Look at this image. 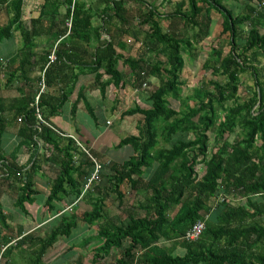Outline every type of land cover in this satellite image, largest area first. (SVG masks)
<instances>
[{"label": "trees", "instance_id": "trees-1", "mask_svg": "<svg viewBox=\"0 0 264 264\" xmlns=\"http://www.w3.org/2000/svg\"><path fill=\"white\" fill-rule=\"evenodd\" d=\"M108 1L115 8L117 2ZM226 1L169 0L175 4V12L169 17L181 19L192 35L165 32L157 7L139 1L147 7L140 26H151L136 34L137 38L145 37L142 54L146 57L153 51L164 59L150 65L144 57L125 59L118 54L112 33H108L111 41L95 46L93 41L100 42L103 32L93 28L90 9L78 0H45L39 18L31 21V30L23 25V0H0V17H8L5 23L0 18V45L11 40L15 32H21L23 42L7 65L0 57V76H7L10 85L25 80L37 64L32 63L36 57L35 40L46 35L47 26L53 41L62 40L53 50L55 62H50L51 50L40 59L45 92L39 91L40 76L31 92L23 91V87L19 101L11 109L14 119L21 120L19 135L23 141L10 156L3 147L10 121L0 98V199L5 192L16 196L15 208L30 216L27 205L35 204L37 176L48 165L57 167L58 176L51 181L44 213L59 214L61 206L72 209L62 215L59 225L45 238L23 237L15 241L16 248L30 244L34 264L42 263L57 241L70 237L80 225L95 227L102 243L95 249L92 264H264V82L253 65L260 63L264 55V0H243L245 7H240L238 15L225 5ZM120 2L123 6V0ZM187 6L189 11L184 13ZM62 7L67 11L60 17ZM214 11L221 16L220 37L228 36L230 51L225 54L223 46L211 49L204 68L225 80L204 79L192 95L183 97L181 75L188 67L187 57L196 59L197 46L212 37ZM120 19L123 21L121 16ZM69 21L71 35L63 39ZM59 26L61 30L54 33V27ZM91 50L95 52L88 67L96 75L95 85L100 87L103 98L111 83L125 87L121 85L124 75L118 69L120 62L131 69L136 90H142L144 83L149 85L151 78H157L159 86L150 93L147 108L137 105L122 115V120L136 118V134L125 137L117 149L131 147L133 155L121 165L102 163L100 183L105 181L107 186L96 184L85 191V182L94 170L92 160L72 137L43 124L38 126L37 113L45 121L60 114L62 106L58 107L63 100L55 90L62 91L63 68H69L68 63L84 67L87 60L83 56ZM247 73L253 76L258 91L247 101L227 108L226 103L238 99L240 76ZM108 77L110 82H101ZM170 98L180 103V110L170 106ZM81 104L97 123L84 91L79 92L78 106ZM78 106H74V112ZM219 108L225 116L219 115ZM211 132L216 146L212 153ZM199 165L204 166L202 175L197 171ZM127 187L135 193L136 203L124 209ZM112 197L124 212L112 216ZM82 202L91 211H77L74 205ZM175 207L177 212L171 218ZM11 219L12 214L0 201V251L6 247L1 264L16 249L12 237L6 236L12 234ZM200 221L206 224L202 237L194 243L186 242L185 234ZM23 234V229L16 233L19 237ZM92 240L86 239L81 247L90 246ZM166 242L174 246H161ZM178 248L184 250L181 256L175 254ZM82 261L79 259L80 264Z\"/></svg>", "mask_w": 264, "mask_h": 264}, {"label": "crops", "instance_id": "crops-1", "mask_svg": "<svg viewBox=\"0 0 264 264\" xmlns=\"http://www.w3.org/2000/svg\"><path fill=\"white\" fill-rule=\"evenodd\" d=\"M44 1L45 0H23V25L25 29L31 30V21L33 19L39 18L41 14V7ZM75 1L76 0H74V3ZM115 1L117 2L118 6L116 5L114 8L113 4L108 0H78V2L84 3L86 7L90 9L91 17L93 19V28L99 29L101 30V32H103L100 42L93 41V44H95V46H99L100 44H102V42L111 41V37L108 35V33H112L117 45L116 50L118 54L123 56L125 59L131 58L134 60H138L144 57L145 60H147V58L142 54V48L145 47L143 46L145 41H143L142 39L144 38L145 40V37L144 35H138V38L136 36L137 32L142 33L143 29L149 30L151 28L150 25L146 27L140 26L142 20V12L147 11L146 5L142 7V5L139 4V1L141 2V0H123V6L121 5V0ZM143 1L147 2L149 5H154L155 7L158 6V0ZM66 11V7H62L60 9V17L64 16L66 14ZM72 11H74V5L72 7ZM161 15L163 16V18L166 17V15L164 14ZM119 16L123 18V21H121V19L119 20ZM0 18L3 23L8 22V17ZM69 24H71V27H69ZM67 27L68 30L67 34L65 35L66 37L62 36L63 39H68L70 37L72 21L68 22ZM59 30H61L60 26L54 27L53 31L55 33ZM44 32L46 33L45 36H41L35 40L36 57L34 58L32 63L34 64L35 61H37V64L35 66H32L25 80L21 79V81H15L10 85L7 80V76H0V98L5 102L6 117L10 121L8 125V131L5 134L3 140V147L6 151V147L4 145L6 144V141H8L7 145L12 146L13 150L10 155L16 149H18L23 141V139L19 135L21 121L20 119H18L17 121L14 119L11 109L13 105L17 104V102L19 101V92L23 89V87V91L31 92L30 90L36 86V81L39 79V77L42 76V79H44V72L41 73L42 65L40 63V59L48 51L51 50L53 52L54 48H56L57 45H60L62 41L52 40L53 38L51 37L49 26L45 28ZM20 33L21 32H15V35L11 40L14 39L15 42H18L19 40L22 41ZM133 40L134 43H132ZM79 45H81V43H79ZM22 46L20 47L22 48ZM20 47L14 48L13 44L11 46H3V50L5 53H0V57L4 65H7L10 60L15 58V56L21 49ZM94 52L95 50H91V52L89 51L86 57H84L80 52L79 55L83 56V58L87 60L84 64V67L73 66L72 64L68 63L69 68H63V72L61 73L62 91L59 92L58 90H55L56 96L60 97V99L63 100V105L59 104L58 107L59 110V108L62 106L59 111L60 114L49 117L47 121L42 118L45 123L39 121L38 126L43 124L59 133L62 132L63 135H67L68 137H72L73 139L75 138V140H79V143L87 148L93 155V157H95L101 163H105L106 165H109L110 163L111 165H121L128 161L133 153L129 156L125 154L119 156L117 153H114L113 149L122 151V148L117 149L120 142L128 135L136 134V118L128 117L125 120H122V115L127 110L132 109L137 105H140L143 109L147 108L148 97L153 91L151 84L153 86L154 83L152 80L149 82L151 91L136 90L135 88H133L131 69L124 66L122 62H120L118 69L124 75V83H122L121 85H125V87L119 88V86H116L115 83H111L107 87L106 98H103L100 92V87L95 85L96 75L88 67L91 59V54H93ZM79 60L80 59H77V61ZM6 71L8 73V69H6ZM101 73L104 72L99 71V74ZM4 79L7 80V82L4 81ZM101 82H110L109 77L103 78ZM39 91L41 93V88ZM81 91H84L85 98L91 105L92 109L95 111L98 119L97 123H95L91 116L87 113L83 104L78 106V97L79 92ZM74 106H78V110L76 112H74ZM41 145L42 143L40 144V147ZM6 153L8 152L6 151ZM26 155L29 157L28 150L26 152ZM17 159L21 161L22 158L18 157ZM22 160L25 161L24 159ZM52 169L57 171V177V167L48 165H45L43 167L42 173L38 174L37 176L36 189L38 191V195H36L34 199L39 204L32 205V207L30 205H27V210L29 211L30 216L25 215L21 210L18 209L22 217H17L16 219L12 216L11 221H9L12 234L9 233L6 234V236H9L8 238L12 237L14 244L15 241L20 240L23 237H30L34 239L45 238L53 228L59 225L62 215L72 210H68V206H61V208L63 207L61 212L55 215L54 213L49 214L44 213L43 211L46 201L50 195V184L53 180L48 177V171ZM103 182L106 183L105 181ZM86 185L87 182H85V186ZM105 186H107V183ZM10 193L14 192L10 191ZM132 194L135 197V193ZM14 197L17 198L16 196H12V194H7L6 192L3 194V196H1L0 201L3 204L5 211H7L8 213H11L9 211L10 209L15 208L16 199ZM74 207H81V203L79 204V206L74 205ZM21 229H23L24 234L19 237L18 235H16V233ZM83 234L87 235V232L83 231ZM87 238L88 237H86L83 242ZM59 241H57L54 248L48 252L42 263L40 264H80L79 259H83V257L82 255L76 253L78 252L77 248L79 245L70 247L67 245L64 246V243L61 241V247H58ZM2 247L5 248V246ZM14 247L16 248V244L14 245ZM71 248H73L74 250H71ZM33 260L34 250L30 246V244H27L21 248H16L13 251L12 255H7L6 257H4L2 264H34Z\"/></svg>", "mask_w": 264, "mask_h": 264}, {"label": "rangeland", "instance_id": "rangeland-1", "mask_svg": "<svg viewBox=\"0 0 264 264\" xmlns=\"http://www.w3.org/2000/svg\"><path fill=\"white\" fill-rule=\"evenodd\" d=\"M157 7L159 9V13L160 14H164L166 15L165 18L162 19L161 22V26L163 28V30L165 32H170L171 34L173 33H177L180 35H192L193 31L190 30L189 28H185L183 22L181 19H177V18H170V15H173L175 12V4H171L169 2V0H158L157 3ZM225 5L229 8V9H234V12L236 15L240 14L241 8L245 7V2L242 0L239 3H235L233 1L227 0L225 2ZM241 7V8H240ZM132 8V7H131ZM243 10V9H242ZM189 11V7H185L184 9V13ZM221 16L217 13V12H212V19L214 20V24L212 26V37L209 38L208 40H206L203 45L197 46V50H196V59H191L189 56L188 58V67L182 72L181 75V81L183 82V92L182 95L183 97H186L188 95H192V93L194 92L195 89H197L201 82L206 79V80H212V79H218L219 81H223L225 80V78L223 77H216L213 76L212 71L210 69H205L204 68V64L206 62V60L208 59V56L210 54L211 49L215 48L218 49L219 47L223 46L225 48V54H227L230 51V45L228 44V36H225L223 39H221L220 34H221V27L220 24L218 23L220 20ZM143 41L144 38L142 39ZM132 43H134V40L132 41ZM14 45V48L17 47L19 48L20 46L23 45L22 41H18L15 42L14 39L13 40H5L1 46H0V53L3 54L5 53L3 50V46L4 45ZM239 44L241 45L242 42L241 40L239 41ZM244 45V42H243ZM21 48V47H20ZM157 55V52H153L150 51L149 55L146 56L148 63L150 65L154 64L155 62L159 61L158 59H160L162 62H164V59L162 57H160ZM260 63H254L253 65L257 67L258 71L260 72V75H262L261 81L264 82V55L262 57L259 58ZM151 80L153 81L154 85L152 87V90L154 89L153 87H157L159 86V81L156 78H151ZM240 80H241V85L239 88V97L236 101H230L228 103H226V107L230 108L232 106H235L237 103H243L244 101H247L248 99H250L251 97H253L255 95V92L258 91V88L255 84V81L253 79V76L249 73L247 74H243L240 76ZM151 91V90H150ZM170 106L176 110H180L181 106L180 103L175 101L174 99L170 98ZM224 105V108H225ZM219 110V115L221 117L225 116V111L223 109H218ZM240 134V130L237 133V136ZM132 135V134H131ZM113 137V136H112ZM236 137V134H234L231 137V141H234ZM210 138H211V144H210V153L214 152L215 149V143H214V134L211 132L210 133ZM6 144L4 145L6 147V151L8 153H6V155L10 156V153L13 151L12 150V146H9ZM114 153H117L119 156H122L123 154L125 155H130L133 153V150L131 147H123L122 151L119 150H114ZM122 152V154H121ZM11 160V158H10ZM1 165V164H0ZM197 171L200 173V175H202V172L204 171V166L203 165H199L197 168ZM57 175V171L56 170H49L48 171V177L51 179H54ZM46 180V179H45ZM44 180V181H45ZM100 187L101 186H105L106 183L102 182L99 183ZM258 199V198H256ZM139 200V198H138ZM136 198L134 197V195L132 194L131 190L127 187V194L126 197L124 199V209L131 207V204L136 203ZM237 201H240V199L238 198ZM110 203V211L113 215H118L120 212H124L125 210L122 209H118V202H116L114 200V198L112 197V199L109 201ZM39 203H37L35 201L34 205H38ZM132 204V205H133ZM31 206V205H30ZM32 207V206H31ZM34 208V207H33ZM177 208L175 207L171 213L170 216L171 218L175 216L177 210ZM12 214V216L14 218L17 219V217H22L20 214V211L18 210V208H14V209H10L9 210ZM77 211L79 212H84V211H91V208L89 206H87L85 204V202L81 203V207L77 208ZM83 231L87 232V235L83 234ZM97 232H96V228L92 227V228H88L87 226H82L80 225L77 229L73 230V233L70 237L68 238H64L61 239L59 241L58 247L61 244V241L64 243V246H74V245H79V247L77 248L78 252H76L77 254L83 255L85 253L83 257V261L82 264H92V258L93 255L95 253V249L96 247H100L102 245L101 242H99L98 237L96 236ZM88 237L87 239H91L92 240V244H90V246L87 247H81L83 240ZM163 245H167V246H174V243L171 242H166V243H162L161 246ZM61 247V246H60ZM63 247V246H62ZM64 249V248H63ZM180 248H178L175 251V254H178L179 256H181V254L184 253V250H182ZM81 251V252H79ZM72 255V254H70ZM67 255V256H70Z\"/></svg>", "mask_w": 264, "mask_h": 264}, {"label": "built area", "instance_id": "built-area-1", "mask_svg": "<svg viewBox=\"0 0 264 264\" xmlns=\"http://www.w3.org/2000/svg\"><path fill=\"white\" fill-rule=\"evenodd\" d=\"M69 27H71V24H69ZM56 60H57V58L55 56V53L53 52L51 54V56H50V62L53 63ZM44 89H45V84H44V79H42L41 93L44 92ZM142 90H144V91H149L150 90V86L148 85V83H144L143 84ZM38 100H39V96L36 99L37 103H38ZM37 114H38V119L42 123H45L43 121L39 111H38ZM75 141L78 143V146L80 147V149L90 157V159L92 160L93 165H94L93 173L88 178L87 185L85 186V191H89V190L93 189L94 185L99 184L101 182V176H102V173L104 171V166L99 160H97L95 157L92 156V154L90 153V151L87 148H85L83 145H81V143H79V140H75ZM0 164H1L0 166H2L3 165V161H0ZM205 230H206L205 222L200 221V222L196 223L193 227H191V229H189L187 231V233L184 236V239L188 243H194V242L198 241L202 237V235L205 232ZM5 250H6V247L3 248L2 251H1L0 264H1L2 256H3V253H4Z\"/></svg>", "mask_w": 264, "mask_h": 264}]
</instances>
